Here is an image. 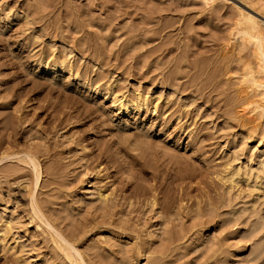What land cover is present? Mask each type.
<instances>
[{
    "label": "rangeland",
    "instance_id": "374dc122",
    "mask_svg": "<svg viewBox=\"0 0 264 264\" xmlns=\"http://www.w3.org/2000/svg\"><path fill=\"white\" fill-rule=\"evenodd\" d=\"M199 3L0 0V264H74L49 225L86 264H264V119L237 107L232 32L253 12ZM61 60L74 76L45 70ZM135 94L148 113L112 102Z\"/></svg>",
    "mask_w": 264,
    "mask_h": 264
},
{
    "label": "bare ground",
    "instance_id": "6f19581e",
    "mask_svg": "<svg viewBox=\"0 0 264 264\" xmlns=\"http://www.w3.org/2000/svg\"><path fill=\"white\" fill-rule=\"evenodd\" d=\"M200 3H202L203 6L205 7H208V8H213L214 6H216L215 4L218 3V2H226V0H196ZM230 1V0H229ZM238 2H240V4H243L244 6L248 7V9H250L253 13H250V12H245L244 10H241L239 9L238 13H239V18L236 20V23L235 25L233 26L232 28V32L234 33V37H237L238 39H240L242 41V43H246V45L249 47V49L251 48V50H248L251 51V54H252V60L251 62H246L247 64L243 67V75H241V89L239 91L242 90L243 94L245 95L243 97V100H240L238 103H239V106L237 104V107L239 109V112L240 110L242 111L243 115H247L248 117L246 118V121H248L247 119L249 118H254L255 121H258L257 124L259 125H262V121L264 119V22L262 19H264V14H262L261 12H264V0H243L245 3L249 4V6L247 4H245L244 2H242L241 0H236ZM199 3V4H200ZM192 4V3H191ZM198 4V3H197ZM219 4V3H218ZM226 4V3H225ZM223 4V5H225ZM252 4V5H251ZM227 5V4H226ZM225 5V6H226ZM233 5V4H232ZM242 5V6H243ZM117 6V5H115ZM197 6V5H196ZM234 6V5H233ZM232 6V7H233ZM236 6V5H235ZM238 6V5H237ZM236 6V7H237ZM231 7V6H230ZM235 7V8H236ZM240 6H238L239 8ZM245 7V8H246ZM237 8V9H238ZM206 10V9H204ZM249 10V11H250ZM218 11V10H217ZM223 11V10H221ZM235 11V10H234ZM210 12V11H209ZM219 12V11H218ZM217 13V12H216ZM256 14V15H255ZM233 15V14H232ZM231 15V17H232ZM258 16V17H257ZM262 18V19H261ZM129 23V22H128ZM232 26V25H231ZM182 32V31H181ZM238 44V43H237ZM236 45V44H235ZM246 45H243V46H246ZM93 46V45H92ZM240 48H243L241 47V45H239ZM240 51V50H239ZM244 51V50H243ZM238 52V51H237ZM242 52V50H241ZM239 52V53H241ZM246 52V51H245ZM88 53V52H87ZM244 53V52H242ZM248 53H246V55H248ZM54 55V54H53ZM238 55V54H237ZM245 55V54H244ZM249 56V55H248ZM248 56L246 57L247 60H250V57L248 59ZM234 58V57H233ZM246 60V61H247ZM235 61V59H234ZM42 60L39 59L37 60V65H39L40 67L42 66ZM50 62V61H49ZM242 62V59L240 61V63ZM244 62V60H243ZM36 63V62H35ZM70 63V62H69ZM245 63V62H244ZM243 63V64H244ZM53 64V63H52ZM144 64V63H143ZM146 64V63H145ZM67 65L68 63H66L65 61H62L60 63L56 62L54 63L52 66H48L47 68H45V70L51 74L52 76L56 77L58 75L59 72H66L67 70H69V76L72 77L74 76V72L72 70V68H67ZM70 65V64H69ZM230 65V63H229ZM242 65V63H241ZM243 66V65H242ZM241 66V68H242ZM39 67V68H40ZM69 67V66H68ZM109 67V66H108ZM221 68V67H220ZM43 69V68H42ZM142 69V68H141ZM239 69V68H238ZM236 72V71H235ZM67 73V72H66ZM65 73V74H66ZM215 76V74H214ZM235 76V75H234ZM75 77L77 78V75H75ZM80 78V77H78ZM239 81H240V77L238 78ZM104 80V79H103ZM126 80V79H125ZM209 80V79H208ZM153 81V80H152ZM101 82V81H99ZM89 85L87 88H89V90H94L95 91H98V87H96L94 89V87H92L90 85V83H84L83 85L86 86V85ZM121 84V83H120ZM167 84V83H166ZM237 84V83H236ZM239 84V82H238ZM104 85V84H103ZM106 86V85H105ZM110 86V84H107V88H105L106 90H108V87ZM211 86V85H210ZM237 86V85H236ZM239 86V85H238ZM119 87V86H118ZM240 87V86H239ZM120 88H122L120 86ZM77 89V88H76ZM239 89V88H238ZM238 89H235L237 93V90ZM189 91V90H188ZM212 92V91H211ZM234 93V94H235ZM124 94V93H123ZM233 94V93H232ZM240 94V93H238ZM131 95V94H130ZM242 95V94H240ZM115 96V95H114ZM113 96V97H114ZM122 96V95H121ZM232 96V95H231ZM236 98V97H234ZM242 98V96H241ZM231 99V98H230ZM114 102L113 104L117 107H119V110H120V113L124 114V115H129L130 113H137L139 114L140 112H146L148 113L149 110H150V104L148 103V99H147V96L143 97L142 95L140 94H135L131 97H125V96H115L114 99H112ZM231 101V100H229ZM233 101V100H232ZM159 102V101H158ZM176 103V102H175ZM112 104V105H113ZM228 104V102H227ZM236 104V103H235ZM234 105V104H233ZM235 106V105H234ZM226 107V106H225ZM236 107V106H235ZM236 107V108H237ZM203 109V108H202ZM153 110H157L156 108H154ZM235 111L237 109H234ZM234 112V111H233ZM183 113V112H182ZM235 113V112H234ZM238 113V112H237ZM227 114V113H225ZM232 114V112H231ZM239 114V113H238ZM237 114V115H238ZM154 116L157 115V112H154L153 114ZM234 115V114H233ZM242 115V117H243ZM232 116V115H230ZM166 117V116H165ZM165 117L163 116V118L165 119ZM173 117V116H172ZM235 117V115H234ZM187 118V117H186ZM231 118V117H230ZM238 118H239V115H238ZM237 118V119H238ZM245 118V117H244ZM232 119V118H231ZM234 119V118H233ZM236 119V120H237ZM240 120H243L241 118H239ZM240 120L238 124H241L240 123ZM252 120V119H251ZM230 122V121H229ZM233 122V121H232ZM250 122V121H249ZM244 123V122H243ZM242 123V124H243ZM256 123V122H255ZM247 124V123H246ZM254 124V123H253ZM191 125V124H190ZM256 125V124H255ZM230 126V125H229ZM241 126V125H240ZM249 126V125H248ZM254 126V125H253ZM239 127V125H238ZM256 127V126H254ZM253 127V128H254ZM257 127H260V126H257ZM256 127V129H257ZM263 127V126H261ZM228 128V127H227ZM242 128V127H241ZM244 128V126H243ZM242 128V129H243ZM234 129V128H232ZM245 129H247L245 127ZM249 129V128H248ZM263 129V128H262ZM175 130V129H174ZM252 130V129H251ZM260 132V131H259ZM243 133V132H242ZM248 133V132H247ZM253 133V132H252ZM263 134V132H262ZM250 136H252V134H249ZM255 135V133L253 134ZM259 135V134H258ZM257 135V136H258ZM191 136V135H190ZM245 136V135H244ZM248 136V135H247ZM250 136H249V139H250ZM260 136V135H259ZM236 137V136H235ZM246 137V136H245ZM253 137V136H252ZM262 137V135L260 136V138ZM232 138V137H231ZM248 138V137H247ZM234 140V139H233ZM140 141V140H139ZM138 142V141H137ZM258 146L257 147H260L264 145V136L259 140L258 142ZM143 144V143H142ZM145 144V143H144ZM248 144V143H247ZM244 146V145H243ZM242 146V148H243ZM223 147V146H222ZM245 148V147H244ZM260 150V149H258ZM9 151V149H8ZM235 152V151H234ZM237 152V151H236ZM241 153V152H240ZM244 153V152H243ZM260 153V152H259ZM240 155V154H239ZM235 156V155H234ZM233 156V157H234ZM17 157V156H16ZM236 157V156H235ZM6 158V157H5ZM3 158V159H5ZM238 158V157H237ZM29 159H30V164L32 165V168L34 169V173L36 175V186H37V183L38 181L40 180V177H41V171H40V163L38 162L37 158L34 157V156H31L29 155ZM234 159V158H233ZM242 159V158H241ZM253 159V158H252ZM13 160V159H12ZM22 160V159H20ZM237 160V159H236ZM262 160V159H261ZM26 161V160H25ZM234 161V160H233ZM264 161V160H263ZM21 162V161H20ZM229 164V163H228ZM233 164V163H232ZM230 163V165H232ZM226 167V165H223ZM206 167V166H205ZM237 167V166H236ZM248 167V166H247ZM246 167V168H247ZM214 168V167H213ZM261 168V167H260ZM228 169H230V171L228 172V175L226 176L227 177V180L231 183H233L235 181L236 178H239L240 180L241 179H246L247 181L250 179V177L252 178L253 176L252 173H248V172H243L242 171V168L241 166L235 168L233 167V169H231V167H229ZM248 170V169H247ZM254 171V169H253ZM263 171V169H262ZM264 173V172H262ZM264 175V174H263ZM225 177V179H226ZM256 180L259 179L261 180V175H257L256 174V177H254ZM263 178V177H262ZM204 179V178H203ZM254 179V180H255ZM264 179V178H263ZM223 181V180H222ZM226 181V180H225ZM227 181V182H228ZM239 181V180H238ZM243 181V180H242ZM5 182V181H4ZM208 182V181H207ZM237 182V181H236ZM249 182V181H248ZM251 182H253L251 180ZM6 183V182H5ZM223 183V182H222ZM231 183V184H232ZM256 183V184H255ZM254 184L257 188L259 189H264V181L263 182H259V181H256ZM236 185V184H235ZM227 186V185H226ZM238 186V185H237ZM251 186V185H250ZM232 187V186H230ZM254 187V186H252ZM28 188V186H27ZM235 188V187H234ZM12 190V189H11ZM235 190V189H234ZM255 190V189H254ZM259 191H262V190H259ZM253 192V191H252ZM264 192V191H263ZM11 193V192H10ZM260 193V192H259ZM258 193V194H259ZM98 196L100 198H102L104 201L107 200L108 196L105 195L106 193H104L102 190L98 191L97 192ZM109 194V193H108ZM244 194V193H243ZM35 199V198H34ZM35 203V202H34ZM33 204V203H32ZM37 204V203H35ZM34 205V204H33ZM38 206V205H37ZM36 206V208H38ZM33 207V206H32ZM0 209H1V206H0ZM34 211L36 217H38L39 220L43 221L44 223H46L48 225V222H46L45 220V217L43 216V214H41V212L38 210H33ZM4 212V211H3ZM33 213V212H32ZM46 213V212H45ZM5 214V213H4ZM216 214V213H215ZM33 216V214H32ZM4 217V216H3ZM1 217V218H3ZM6 217V216H5ZM10 217V216H9ZM31 217V216H30ZM4 219V218H3ZM33 219V218H32ZM34 219H36L34 217ZM36 219V221L38 220ZM5 220V219H4ZM2 220V221H4ZM34 221V220H33ZM32 221V222H33ZM43 222H40V223H43ZM260 222V221H259ZM5 223V222H4ZM3 223V224H4ZM39 223V224H40ZM14 224V223H13ZM33 224V223H32ZM50 224V223H49ZM10 225V224H8ZM43 225V224H42ZM2 226V225H1ZM7 228V227H6ZM49 228L51 230V232L53 233V235L51 236H54V240H55V244H57V246L61 249V251H63L65 253V256L68 257L72 263L74 264H86L84 263L82 257H81V254L79 253V251L75 250V247L73 248V246H70L69 242L67 243V241L60 235V233L58 234V232H56L55 229H53L52 226L49 225ZM119 228H121L119 226ZM9 230V228H8ZM27 231V230H26ZM5 232H6V229H5ZM47 232V231H46ZM2 233V232H1ZM7 233V232H6ZM50 233V232H49ZM150 235L153 237L155 236L154 235V231H151ZM165 235H166V232H165ZM50 236V235H49ZM57 237V238H55ZM151 238V237H150ZM264 238V237H263ZM57 239H60V241H58ZM53 240V242H54ZM1 244V243H0ZM3 244V243H2ZM3 246V245H2ZM55 246V245H54ZM4 247V246H3ZM1 247V248H3ZM4 249V248H3ZM2 249V250H3ZM6 249V248H5ZM24 250V249H23ZM146 250V249H145ZM165 250V249H164ZM6 252V251H5ZM252 252V251H251ZM20 253V252H19ZM22 253V252H21ZM61 253V252H60ZM63 255V254H61ZM140 255V254H139ZM147 255V254H146ZM16 257V256H15ZM57 258V257H56ZM7 259V258H5ZM67 259V258H66Z\"/></svg>",
    "mask_w": 264,
    "mask_h": 264
}]
</instances>
